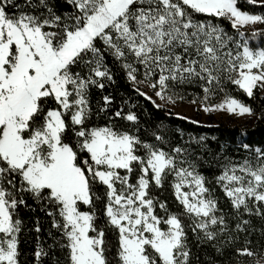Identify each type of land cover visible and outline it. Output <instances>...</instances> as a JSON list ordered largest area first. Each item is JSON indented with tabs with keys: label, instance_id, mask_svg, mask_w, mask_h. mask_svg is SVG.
Returning a JSON list of instances; mask_svg holds the SVG:
<instances>
[{
	"label": "snow or ice",
	"instance_id": "6c2138e0",
	"mask_svg": "<svg viewBox=\"0 0 264 264\" xmlns=\"http://www.w3.org/2000/svg\"><path fill=\"white\" fill-rule=\"evenodd\" d=\"M264 0H0V264H264Z\"/></svg>",
	"mask_w": 264,
	"mask_h": 264
},
{
	"label": "trees",
	"instance_id": "16d2710c",
	"mask_svg": "<svg viewBox=\"0 0 264 264\" xmlns=\"http://www.w3.org/2000/svg\"><path fill=\"white\" fill-rule=\"evenodd\" d=\"M172 122L193 133L198 132L210 139L216 138L222 143H231L233 147L238 145L241 139L255 145L264 143V121H257L253 118L240 123L220 121L209 125H191L173 117Z\"/></svg>",
	"mask_w": 264,
	"mask_h": 264
},
{
	"label": "rangeland",
	"instance_id": "374dc122",
	"mask_svg": "<svg viewBox=\"0 0 264 264\" xmlns=\"http://www.w3.org/2000/svg\"><path fill=\"white\" fill-rule=\"evenodd\" d=\"M176 111L183 113L184 115L192 116L195 119L202 121L203 125H209L212 123L220 122V121H232V122H243L249 120L251 118H239L235 116H230L227 114H204V113H196L188 106H182Z\"/></svg>",
	"mask_w": 264,
	"mask_h": 264
}]
</instances>
